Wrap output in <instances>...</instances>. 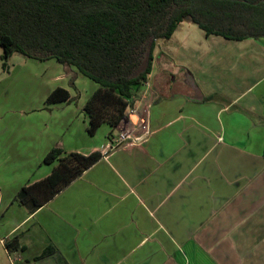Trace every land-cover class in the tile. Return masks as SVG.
I'll list each match as a JSON object with an SVG mask.
<instances>
[{
	"label": "crops",
	"instance_id": "obj_1",
	"mask_svg": "<svg viewBox=\"0 0 264 264\" xmlns=\"http://www.w3.org/2000/svg\"><path fill=\"white\" fill-rule=\"evenodd\" d=\"M159 44L135 111L93 134L94 80L55 58L8 65L0 264H264V36L205 34L186 18ZM171 55L178 71L163 66ZM56 86L68 98L47 102ZM124 126L148 132L109 148ZM53 146L102 154L30 212L15 196L51 172Z\"/></svg>",
	"mask_w": 264,
	"mask_h": 264
},
{
	"label": "trees",
	"instance_id": "obj_2",
	"mask_svg": "<svg viewBox=\"0 0 264 264\" xmlns=\"http://www.w3.org/2000/svg\"><path fill=\"white\" fill-rule=\"evenodd\" d=\"M205 34L226 38L264 36V0H0V46L4 68L15 51L75 66L98 85L83 108L87 131L116 126L152 69L158 39L167 40L183 19ZM72 82V80H71ZM56 86L47 102L68 98ZM51 147L54 162L44 178L23 185L15 200L30 212L45 204L101 156Z\"/></svg>",
	"mask_w": 264,
	"mask_h": 264
},
{
	"label": "built area",
	"instance_id": "obj_3",
	"mask_svg": "<svg viewBox=\"0 0 264 264\" xmlns=\"http://www.w3.org/2000/svg\"><path fill=\"white\" fill-rule=\"evenodd\" d=\"M129 105L126 107V109L131 112H134L135 108ZM125 118L126 115H124L121 120H124ZM138 125H141V123H138ZM136 126H133V128H129L127 126L121 127L119 131L115 134V136L111 135L109 140V148H115L116 146L122 143L135 142L142 138L148 132V129H145L144 131L137 133L135 131Z\"/></svg>",
	"mask_w": 264,
	"mask_h": 264
},
{
	"label": "rangeland",
	"instance_id": "obj_4",
	"mask_svg": "<svg viewBox=\"0 0 264 264\" xmlns=\"http://www.w3.org/2000/svg\"><path fill=\"white\" fill-rule=\"evenodd\" d=\"M160 40H164V39H158L156 41V45H155V49L156 50H158L160 48V44H159ZM1 53H2V48L0 46V80H2L3 77H5L6 75L8 76V74H6V68H4L3 65H2ZM163 53L168 56V54L165 51H163ZM22 56H24V55H22L21 53H19L17 51L13 52L7 59V63H8V65H10V68H13L11 66V63L12 62H16L18 59H21ZM163 66L166 69L174 70V71H178L181 68L180 64L177 62V60H176L174 55H171V59L169 61L166 60V62L164 63ZM41 67H42V65H41ZM156 67H157V64H154V68L153 69H156ZM4 69H5V71H4Z\"/></svg>",
	"mask_w": 264,
	"mask_h": 264
}]
</instances>
